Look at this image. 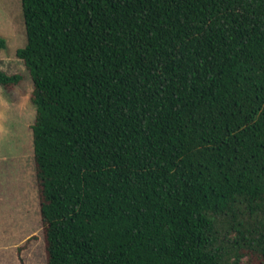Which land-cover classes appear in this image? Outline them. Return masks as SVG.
Returning a JSON list of instances; mask_svg holds the SVG:
<instances>
[{
	"label": "trees",
	"instance_id": "16d2710c",
	"mask_svg": "<svg viewBox=\"0 0 264 264\" xmlns=\"http://www.w3.org/2000/svg\"><path fill=\"white\" fill-rule=\"evenodd\" d=\"M20 7L45 264H264V0Z\"/></svg>",
	"mask_w": 264,
	"mask_h": 264
},
{
	"label": "rangeland",
	"instance_id": "374dc122",
	"mask_svg": "<svg viewBox=\"0 0 264 264\" xmlns=\"http://www.w3.org/2000/svg\"><path fill=\"white\" fill-rule=\"evenodd\" d=\"M0 71L21 74L11 92L0 87V264H45L34 172L32 82L15 53L26 43L20 0H0Z\"/></svg>",
	"mask_w": 264,
	"mask_h": 264
}]
</instances>
